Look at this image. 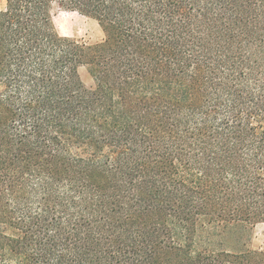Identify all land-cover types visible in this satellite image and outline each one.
I'll use <instances>...</instances> for the list:
<instances>
[{
	"label": "trees",
	"instance_id": "trees-1",
	"mask_svg": "<svg viewBox=\"0 0 264 264\" xmlns=\"http://www.w3.org/2000/svg\"><path fill=\"white\" fill-rule=\"evenodd\" d=\"M259 222L264 0H6L0 264H264Z\"/></svg>",
	"mask_w": 264,
	"mask_h": 264
},
{
	"label": "rangeland",
	"instance_id": "rangeland-1",
	"mask_svg": "<svg viewBox=\"0 0 264 264\" xmlns=\"http://www.w3.org/2000/svg\"><path fill=\"white\" fill-rule=\"evenodd\" d=\"M5 6L6 0H0V10L4 9ZM54 14L56 27L62 36L89 43H98L103 40L104 32L95 19L60 7L55 8ZM80 72L86 85H94L93 77L86 67H82ZM224 237L220 229L205 230L201 233L202 241L211 242V247H219L218 243L224 241ZM249 245L253 249L264 250V222L256 224Z\"/></svg>",
	"mask_w": 264,
	"mask_h": 264
}]
</instances>
